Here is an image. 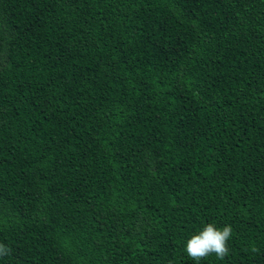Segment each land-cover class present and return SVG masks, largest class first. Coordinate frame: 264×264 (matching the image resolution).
<instances>
[{
    "label": "trees",
    "instance_id": "trees-1",
    "mask_svg": "<svg viewBox=\"0 0 264 264\" xmlns=\"http://www.w3.org/2000/svg\"><path fill=\"white\" fill-rule=\"evenodd\" d=\"M264 264V0H0V264Z\"/></svg>",
    "mask_w": 264,
    "mask_h": 264
},
{
    "label": "clouds",
    "instance_id": "clouds-1",
    "mask_svg": "<svg viewBox=\"0 0 264 264\" xmlns=\"http://www.w3.org/2000/svg\"><path fill=\"white\" fill-rule=\"evenodd\" d=\"M232 232L233 228L231 225L218 227L214 223H208L187 241L185 251L197 264L201 259L212 254L223 260L229 255L228 241L232 238ZM10 253L11 249L0 243V258Z\"/></svg>",
    "mask_w": 264,
    "mask_h": 264
}]
</instances>
